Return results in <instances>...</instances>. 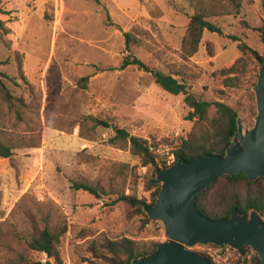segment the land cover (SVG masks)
<instances>
[{"label": "rangeland", "instance_id": "1", "mask_svg": "<svg viewBox=\"0 0 264 264\" xmlns=\"http://www.w3.org/2000/svg\"><path fill=\"white\" fill-rule=\"evenodd\" d=\"M197 12L222 32L205 29L197 51L185 56L183 39ZM0 19V73L27 103L21 118L0 107V138L13 149L0 156V263L44 226L59 233L60 264H109L89 251L104 236L168 241L163 223L144 211L146 221L118 200L125 194L148 203L153 166L112 139L117 128L147 139L162 167L175 162V146L194 121L183 93L166 91L137 65L123 66L129 55L124 32L133 35L131 52L152 70L183 80L198 98L233 106L245 129L257 112L253 86L264 57V0L239 6L233 0H0ZM240 42L258 54L242 52ZM239 57L238 73L222 74ZM229 76L235 78L227 82ZM90 115L109 126L93 128L84 120ZM74 181L98 187L99 196L75 189ZM204 245L186 247L199 253ZM254 255L248 248L243 258L225 245L220 263L258 264ZM32 257L48 259L38 252Z\"/></svg>", "mask_w": 264, "mask_h": 264}, {"label": "trees", "instance_id": "2", "mask_svg": "<svg viewBox=\"0 0 264 264\" xmlns=\"http://www.w3.org/2000/svg\"><path fill=\"white\" fill-rule=\"evenodd\" d=\"M239 6L240 0H233ZM109 18V15H108ZM4 28V22L0 19V29ZM208 29L212 32H222L221 29L213 22L206 19V16L197 12L190 18L187 32L183 39L182 50L185 56L193 55L199 46L203 31ZM264 35V27H261ZM125 49L129 51L128 57L125 59L123 66L129 64L137 65L140 69L149 71L153 74L155 82L166 91L173 94L183 93L185 102L190 107L188 118L194 121L192 131L187 138H183L177 142L174 154L175 161L179 157L192 161L206 154L224 155L226 149L232 141V137L237 130L238 111L231 105L222 102H210L205 99L196 97L188 91L187 84L175 77L173 74L164 73L162 71L152 70L139 57L131 52V43L133 35L130 31L124 32ZM238 40L237 37H234ZM240 50H250L257 55V51L250 49L245 43L240 42ZM242 57H239L230 67H225L221 70L222 74H237L239 63ZM5 61L0 60V64ZM21 68V67H20ZM6 74L0 73V107L6 105L11 111L17 114L18 118L22 117V111L27 107V103L23 96H15L5 83L2 77ZM235 76L226 77V81H231ZM214 106L215 112L211 114L210 110ZM86 122H90L93 128L97 126H109L104 119L87 116ZM113 142H122L121 146L128 148L132 154L141 158L143 165H152V175L147 182V188H154L151 195V200L147 203L142 199H138L134 195L121 194L118 200H124L137 211L145 216L146 221H149L143 210V205H153L156 201V196L160 190V185L154 183L156 170L160 167L157 162L156 154L150 149L147 139L130 134L124 128H117L116 134L112 139ZM13 153L12 147L2 138H0V156L9 157ZM163 166L167 165L163 162ZM224 182L222 190L213 200H207V193L216 187L219 183ZM75 189H82L99 196L98 187L82 181H74ZM196 207L205 216L211 219H220L229 217L234 209H238L240 213H246L250 209L256 208L264 216V176H260L254 180H250L245 173H237L235 175H224L219 177L207 189L201 191L196 196ZM59 233L54 232L49 226L39 228L38 232L31 234L26 241V247L18 251L14 256L4 260L0 264H60L58 252ZM161 242H138L130 237H120L111 239L101 237L92 241L89 251L96 258H102L109 264H131L135 257L146 255L157 248ZM33 252L46 254V261L36 260L32 257ZM207 257L212 264L214 261L204 252H199ZM54 258L56 263L50 259ZM253 259L258 264H263L258 255H254ZM242 261L241 257L238 262Z\"/></svg>", "mask_w": 264, "mask_h": 264}, {"label": "water", "instance_id": "3", "mask_svg": "<svg viewBox=\"0 0 264 264\" xmlns=\"http://www.w3.org/2000/svg\"><path fill=\"white\" fill-rule=\"evenodd\" d=\"M253 90L255 122L243 128L239 115L237 130L224 155L206 154L189 161L179 157L159 167L154 183L160 190L153 205L144 204L150 219L164 224L170 239L152 252L135 257L131 264H212L186 245H228L245 258L250 248L264 264V216L256 208L246 213L234 209L229 217L211 219L196 207V196L219 177L245 173L250 180L264 176V57ZM115 129V126H113Z\"/></svg>", "mask_w": 264, "mask_h": 264}, {"label": "built area", "instance_id": "4", "mask_svg": "<svg viewBox=\"0 0 264 264\" xmlns=\"http://www.w3.org/2000/svg\"><path fill=\"white\" fill-rule=\"evenodd\" d=\"M150 149L155 152L156 147L150 145ZM170 162V161H168ZM204 249L202 252L206 253L213 261L215 264H221L220 263V254L222 249H224L225 245H218V244H206L204 245Z\"/></svg>", "mask_w": 264, "mask_h": 264}]
</instances>
